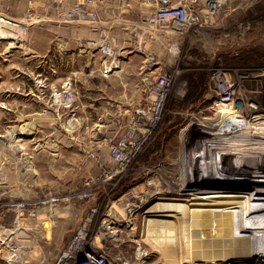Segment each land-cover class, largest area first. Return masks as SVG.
Listing matches in <instances>:
<instances>
[{"label":"rangeland","instance_id":"rangeland-1","mask_svg":"<svg viewBox=\"0 0 264 264\" xmlns=\"http://www.w3.org/2000/svg\"><path fill=\"white\" fill-rule=\"evenodd\" d=\"M28 1L0 0V264H17L4 238L22 249L20 264H56L84 225L114 264H264L253 241L264 186L240 177L252 145L243 132L264 129V3L253 23L182 30L147 25L129 7L141 0H100L97 21L65 20L75 0H36L30 20ZM170 66L184 70L154 137L123 174L100 182L124 108ZM215 69L240 89L225 109L215 107H224ZM67 87L70 102L57 100ZM9 128L24 132L22 147ZM252 143L264 161V136ZM253 171L261 176L262 165Z\"/></svg>","mask_w":264,"mask_h":264},{"label":"built area","instance_id":"built-area-1","mask_svg":"<svg viewBox=\"0 0 264 264\" xmlns=\"http://www.w3.org/2000/svg\"><path fill=\"white\" fill-rule=\"evenodd\" d=\"M100 0H75L64 11L65 20L85 18L97 21ZM143 4H151L153 0H141ZM36 0L28 1V15L34 14ZM214 4L207 0H181L173 5H163L145 14V23L160 28H178L190 30L203 25L213 26L217 20ZM105 59L113 58L114 51L110 44L100 47ZM173 49H170L172 52ZM177 52V51H175ZM174 52V53H175ZM183 68L172 66L156 74L153 80L144 84L141 99L132 107L124 108V115L129 116L128 123L118 142L112 147L110 157L112 167L105 169L98 177L100 182L109 183L123 174L130 164L152 140L163 121L169 96L177 75ZM214 82L218 103L230 105L240 97L239 87L231 82L221 69H215L210 76ZM122 116L121 111L117 112ZM56 264H114L108 255L99 252L89 244L88 228L84 225L75 233L73 239L63 248Z\"/></svg>","mask_w":264,"mask_h":264},{"label":"bare ground","instance_id":"bare-ground-1","mask_svg":"<svg viewBox=\"0 0 264 264\" xmlns=\"http://www.w3.org/2000/svg\"><path fill=\"white\" fill-rule=\"evenodd\" d=\"M220 1H222V0H211V2L213 3V4H215L214 5V7H215V11H216V13H218L219 14V3H220ZM210 2V1H209ZM218 16V15H217ZM78 20H82V18H79ZM3 31V30H2ZM0 34L1 35H3L4 37H6L5 35H7V34H5V33H1V31H0ZM2 37V36H1ZM9 38V37H8ZM13 48H15V46L13 47ZM175 52V51H174ZM111 66V65H110ZM107 67H109V63H108V66ZM114 67V66H113ZM71 91H70V87H67L65 90H64V92L62 93V94H60L58 91H56V93H55V96L54 97H56V99L57 100H64L65 102H70V100L72 99L71 98ZM235 102V101H234ZM234 102H232L230 105H222V106H224V107H220V106H217V105H215V107L218 109V108H227V107H229V106H231ZM164 117V116H163ZM70 124H71V126L70 127H72V123H71V121H70ZM246 124V122H243V123H241V126L242 125H245ZM196 128H199V126L197 127V126H195ZM23 128V127H22ZM240 128V127H239ZM244 127H242V129H243ZM203 131H204V129L203 128H199V131H198V135H200V134H202L203 133ZM246 136H249V138H250V141H251V146H249V154L246 156V159H247V161H246V164L244 165V172L241 174V176L240 177H242L243 175H247L251 180L252 179H254V181L256 182H259V183H262V185L264 186V161L261 159V155L259 154V153H257V152H259V149H258V151H257V148H258V146L257 145H255L254 143H252V138H253V136H264V129L262 128H260V129H258V128H255L254 126L252 127H250L249 129H246L244 132H243ZM7 134V133H6ZM18 134H24V132L23 131H20V132H17V131H15L13 128H9V130H8V135H9V137H10V139H11V143H14L13 144V146L15 145L16 147L17 146H19V147H22L21 145H18L17 144V142H19V141H17V139H16V137H17V135ZM7 135V136H8ZM29 135V134H28ZM238 135H237V138H236V141H238ZM234 140V139H233ZM240 143V142H239ZM226 153V152H225ZM248 153V152H247ZM257 153V154H256ZM230 154V153H229ZM232 157H233V154H231V156H229V155H227V161H228V163L230 162L229 161V159L230 160H232ZM260 157V160H257L258 158ZM229 158V159H228ZM241 160V159H240ZM260 165H262V171H263V173H262V175L261 176H257L256 174H254V171H253V169H258L259 167H260ZM241 168H242V166H241ZM241 170V169H240ZM198 174V173H197ZM185 201V200H184ZM189 201V200H188ZM142 202V201H141ZM260 208L259 207H257V208H254V209H256V210H263V212H264V191H263V193H262V196H261V198H260ZM191 204V203H190ZM137 208H138V206L136 205V206H130L129 207V211H128V214L129 215H133L134 214V212L135 211H137ZM263 215H264V213H262ZM128 215V216H129ZM108 222V221H107ZM106 222V223H107ZM110 222V221H109ZM113 224V222H110V223H107V224H105L104 225V230H106V229H112V237L113 236H115V227L114 226H111ZM263 229V228H262ZM259 230L260 229H258L257 230V232H258V234L256 235V232H255V240H253L256 244L258 243V249L259 250H262V253L264 254V229L262 230V235L261 234H259ZM107 231V230H106ZM110 233V232H109ZM5 239V241H4V244L5 243H7L8 245H6V250H7V255H8V258L10 259V260H13L15 263H17V264H20L21 263V260L23 259L22 257V252H20L21 250H19V248L17 249L16 248V246H12V245H10L9 243H10V241H9V238H4ZM254 239V238H253ZM21 247V246H20ZM61 255V254H60ZM141 255V254H140ZM60 257V256H59ZM59 259V258H58ZM258 259V258H257ZM12 261V262H13ZM58 261V260H57Z\"/></svg>","mask_w":264,"mask_h":264},{"label":"crops","instance_id":"crops-1","mask_svg":"<svg viewBox=\"0 0 264 264\" xmlns=\"http://www.w3.org/2000/svg\"><path fill=\"white\" fill-rule=\"evenodd\" d=\"M181 0H153L149 6H144L142 1L134 4L133 6L130 5L131 11L133 10L136 15L145 17V14L149 11L156 9L157 7L163 5H173ZM211 1V0H207ZM258 3H264L263 0H222L219 3V14L217 16V20L215 23L219 24H245L246 22H252L256 15V10L254 8L255 5ZM215 5V4H214ZM264 5V4H263ZM101 11V10H100ZM222 15V16H221ZM221 19V20H220ZM251 37L249 35L241 37L240 41L244 44H239L240 42L237 41V45H247L251 41ZM262 40V37L260 38ZM238 47V46H237Z\"/></svg>","mask_w":264,"mask_h":264}]
</instances>
